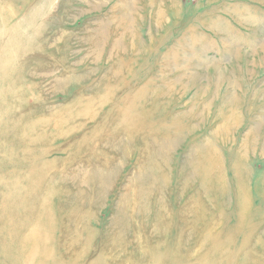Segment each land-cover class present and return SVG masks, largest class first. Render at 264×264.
Segmentation results:
<instances>
[{"label":"rangeland","instance_id":"obj_1","mask_svg":"<svg viewBox=\"0 0 264 264\" xmlns=\"http://www.w3.org/2000/svg\"><path fill=\"white\" fill-rule=\"evenodd\" d=\"M0 264H264V0H0Z\"/></svg>","mask_w":264,"mask_h":264}]
</instances>
